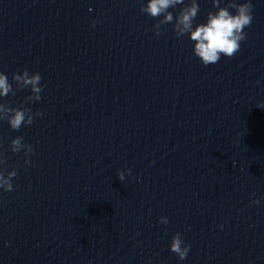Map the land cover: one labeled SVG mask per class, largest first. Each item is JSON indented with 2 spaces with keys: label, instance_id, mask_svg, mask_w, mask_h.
<instances>
[{
  "label": "water",
  "instance_id": "1",
  "mask_svg": "<svg viewBox=\"0 0 264 264\" xmlns=\"http://www.w3.org/2000/svg\"><path fill=\"white\" fill-rule=\"evenodd\" d=\"M141 3L0 0V72L44 86L39 102L0 99L43 113L19 131L0 121L18 173L0 190V264H264V0L240 50L208 66L173 24L156 37ZM197 3L194 26L217 11Z\"/></svg>",
  "mask_w": 264,
  "mask_h": 264
},
{
  "label": "clouds",
  "instance_id": "2",
  "mask_svg": "<svg viewBox=\"0 0 264 264\" xmlns=\"http://www.w3.org/2000/svg\"><path fill=\"white\" fill-rule=\"evenodd\" d=\"M221 2L222 0H212V5L217 11L209 12L206 22L195 26L194 21L201 11L197 0H190L189 4H185V0H147L146 4L141 3L140 12L150 18L157 19L158 22L153 25L156 37L162 34L163 26L168 24H173L172 30L177 39L187 35L194 42L193 55L199 58L204 66H208L217 63L222 56L233 57L240 50L241 42L246 40L247 34L244 29L249 27L253 21L251 0H245L243 3H238L237 0H228L224 7L220 6ZM178 5L184 6L174 17L173 12L169 9ZM160 17L162 19H159ZM96 23L97 21H93L92 26L95 27ZM41 81L42 77L38 72L30 73L27 69L22 74L13 73L11 82L4 72H0V99L9 95L15 96L17 91L30 89L31 95L24 98V103L39 102L42 99L40 94L44 90ZM257 108L264 109V104L257 105ZM41 115H43L42 112L33 113L31 108L24 105L13 107L7 100L0 102V121H6L13 131L31 126L35 117ZM9 148L12 153L23 151L24 162L26 165H30V157L34 154V149L32 145L24 143L23 136L12 139ZM6 164L7 157L3 152H0V190L8 193L14 190L12 181L18 173L15 169L8 171L5 167ZM126 171L127 175H131V169ZM117 177L123 182L125 171H118ZM252 204L259 205L260 200H253ZM159 222L167 225L169 220L167 217H160ZM221 227L223 226L221 225ZM165 234L167 235V233ZM190 247L184 242L180 233L171 237L170 251L179 260L187 258Z\"/></svg>",
  "mask_w": 264,
  "mask_h": 264
}]
</instances>
